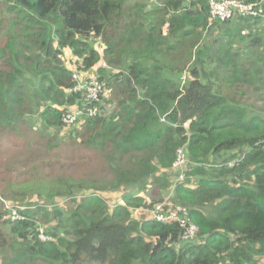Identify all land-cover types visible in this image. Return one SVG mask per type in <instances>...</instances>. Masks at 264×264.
<instances>
[{
    "label": "trees",
    "instance_id": "obj_1",
    "mask_svg": "<svg viewBox=\"0 0 264 264\" xmlns=\"http://www.w3.org/2000/svg\"><path fill=\"white\" fill-rule=\"evenodd\" d=\"M238 1L257 17L211 21L208 0H0L2 264H260L264 1ZM75 72L104 92L67 126L89 104ZM13 135L22 148L3 149ZM168 191L196 238L136 218Z\"/></svg>",
    "mask_w": 264,
    "mask_h": 264
},
{
    "label": "built area",
    "instance_id": "obj_2",
    "mask_svg": "<svg viewBox=\"0 0 264 264\" xmlns=\"http://www.w3.org/2000/svg\"><path fill=\"white\" fill-rule=\"evenodd\" d=\"M210 7L211 21L221 20L226 21L232 18L235 14H239L243 18L248 17H257L255 11L256 7H260L261 3L249 4L245 1L238 0H208ZM264 1V0H262ZM84 77L79 76V72L74 73V79L77 82L75 87L72 90L73 94H82L85 96L88 101L87 108H78L73 107L63 116L62 122L64 125L72 126L76 125L78 121L84 120L81 118L83 115L89 118L96 117L100 113L99 103L101 102V95L104 92V89L101 83L98 80V76H95L94 73L83 74ZM83 101V103H84ZM187 160L182 150L179 151L178 160L174 164V168L182 167L187 165ZM183 179V176H180V180ZM164 205H158L151 210L152 219L162 223V224H174L178 223L180 226L185 229L184 239L189 241L194 238L198 233V227H194L191 221H189L188 215H168L164 213ZM187 225L189 227H187ZM197 232V233H196ZM40 239L43 241L52 240L51 237H48L44 230L40 229Z\"/></svg>",
    "mask_w": 264,
    "mask_h": 264
},
{
    "label": "rangeland",
    "instance_id": "obj_3",
    "mask_svg": "<svg viewBox=\"0 0 264 264\" xmlns=\"http://www.w3.org/2000/svg\"><path fill=\"white\" fill-rule=\"evenodd\" d=\"M2 12V7L0 6V13ZM94 47L96 49H101L100 47V43L97 41L95 42L94 44ZM103 67H106V69H110L109 67H107L105 64H101ZM96 70V69H95ZM36 127H40V124L36 125ZM65 133H62V135H64ZM67 135V134H66ZM15 137V135H13V138ZM14 143L9 141V140H5V142L3 143L2 147L3 149H5L6 147L10 146V147H13V151L15 150H18L20 148H22V142L19 141V139L16 137L13 139ZM4 153H2L3 155ZM62 155H65V152L62 151L61 152ZM74 158H72V160H66L65 158L62 159V162L65 163V167L69 170H74L77 168V164L74 162L73 160ZM188 165H184L182 166L180 169L182 172H185L184 171V168H186ZM57 170V169H55ZM82 172V171H81ZM3 180H5L4 178H1ZM6 181V180H5ZM177 182V181H176ZM176 184V183H175ZM175 184H174V187H175ZM5 191V189L2 187V183L0 182V194H3ZM84 191H88V190H84ZM82 192V191H81ZM81 192H77L76 194L78 193H81ZM158 192V190H157ZM146 197L150 198V203H152V201H155L153 200V198H156L154 196V193H152L150 191V188L147 189L146 192H144ZM173 191H168L166 193H164V200L163 201H159L157 202L156 201V204L153 205V208L158 206V205H164V213L166 216L168 215H177V216H181V215H188V218H189V210L181 205H178V204H175L173 199ZM121 198H122V191H119V192H111V193H108L106 199H107V204L110 208H114L116 207V205L119 204V202L121 201ZM61 201V205H64L67 201V199H60ZM61 205H59L60 207H62ZM153 208H142V209H138V210H135V214H136V218L138 220H140V218L142 217H145V218H148V219H152V213H151V210ZM210 209V208H209ZM207 212V210H204ZM207 214H209V212H207ZM191 226H194L196 227L195 225H191ZM187 227H189L187 225ZM198 232V231H197ZM196 232V233H197ZM197 235V234H196ZM196 235L194 236L196 238ZM190 241V240H189ZM260 260V264H264V259L263 258H259ZM0 264H2V257H0Z\"/></svg>",
    "mask_w": 264,
    "mask_h": 264
}]
</instances>
